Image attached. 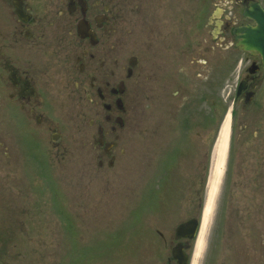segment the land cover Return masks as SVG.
I'll return each mask as SVG.
<instances>
[{
	"label": "flooded vegetation",
	"instance_id": "af4514ba",
	"mask_svg": "<svg viewBox=\"0 0 264 264\" xmlns=\"http://www.w3.org/2000/svg\"><path fill=\"white\" fill-rule=\"evenodd\" d=\"M149 10V0H0V264H127L107 261L110 252L82 237H66L45 254L21 252L45 243L29 236L45 226L30 205L35 192L23 190L33 181L68 180L62 171L73 165L79 191L100 177L112 182L122 131L131 129L127 102L142 63L149 65L142 53L150 50L160 67L152 48L167 44L162 29L146 28L156 20ZM194 11L200 66L223 65L230 141L199 253L194 258L195 239L172 237L162 243L166 264H176V244L185 264H264V0H200ZM150 32L160 36L153 45ZM234 195L247 203L231 204ZM200 206L190 217L198 224Z\"/></svg>",
	"mask_w": 264,
	"mask_h": 264
},
{
	"label": "rangeland",
	"instance_id": "374dc122",
	"mask_svg": "<svg viewBox=\"0 0 264 264\" xmlns=\"http://www.w3.org/2000/svg\"><path fill=\"white\" fill-rule=\"evenodd\" d=\"M199 1L149 0L156 20H150L146 28L162 29L167 44L162 51L152 48L160 67L152 66L150 50L142 53L149 65L142 63L127 102L131 129L122 131L112 182L100 177L79 191L83 187L72 178L79 172L74 165L62 171L69 175L68 180L31 182L23 191L35 192L29 197L30 205L42 211L38 219L45 227L29 236L45 243L28 244L26 248L21 245V252L45 254L51 247L56 251L62 247L66 237H82L85 243L102 247L99 251L110 252L107 261L119 257L127 264H166L169 246L164 250L162 243H169L176 225L192 217L200 197L205 201L210 147L227 111L222 62L201 67V57L192 45L194 8ZM159 37L150 32L147 42L153 45ZM166 52L174 62L177 58V66L167 62ZM222 55L218 53V58ZM235 56L230 54L232 59ZM213 111L217 119L212 118ZM222 183L223 177L218 192ZM243 202L247 199L237 195L231 200L237 206ZM235 229V237L242 238V228L235 225ZM49 236L55 241H49ZM160 236L166 238L164 242L158 240Z\"/></svg>",
	"mask_w": 264,
	"mask_h": 264
},
{
	"label": "bare ground",
	"instance_id": "6f19581e",
	"mask_svg": "<svg viewBox=\"0 0 264 264\" xmlns=\"http://www.w3.org/2000/svg\"><path fill=\"white\" fill-rule=\"evenodd\" d=\"M228 135H229V118L227 116L224 122L220 126L219 133L217 136V141L216 144L214 145L212 166L210 169L208 182H207L206 201L203 208L201 227L196 239L194 258H196L203 243L211 208L214 204L215 196L217 193V187L219 185V180L221 179V174L223 170V157L227 144Z\"/></svg>",
	"mask_w": 264,
	"mask_h": 264
},
{
	"label": "water",
	"instance_id": "95a60500",
	"mask_svg": "<svg viewBox=\"0 0 264 264\" xmlns=\"http://www.w3.org/2000/svg\"><path fill=\"white\" fill-rule=\"evenodd\" d=\"M235 39L238 40V30L234 31ZM236 45L238 46L239 43L237 41ZM197 227V222L195 220H189L175 229V238L178 239L179 237H187L192 239L195 235ZM172 256L175 259L177 264H184V257L180 251L177 250V246L172 249Z\"/></svg>",
	"mask_w": 264,
	"mask_h": 264
},
{
	"label": "trees",
	"instance_id": "16d2710c",
	"mask_svg": "<svg viewBox=\"0 0 264 264\" xmlns=\"http://www.w3.org/2000/svg\"><path fill=\"white\" fill-rule=\"evenodd\" d=\"M215 133H217L216 130H215Z\"/></svg>",
	"mask_w": 264,
	"mask_h": 264
}]
</instances>
